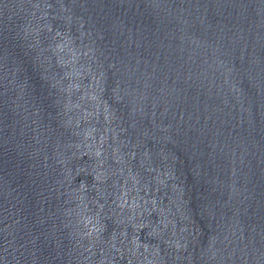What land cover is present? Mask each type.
I'll list each match as a JSON object with an SVG mask.
<instances>
[{"label": "water", "instance_id": "1", "mask_svg": "<svg viewBox=\"0 0 264 264\" xmlns=\"http://www.w3.org/2000/svg\"><path fill=\"white\" fill-rule=\"evenodd\" d=\"M0 264H264V0H0Z\"/></svg>", "mask_w": 264, "mask_h": 264}]
</instances>
